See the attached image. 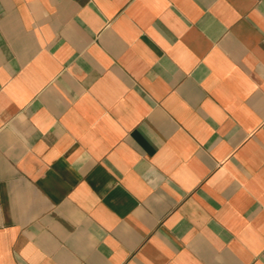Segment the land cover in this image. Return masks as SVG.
<instances>
[{
	"label": "crops",
	"instance_id": "0c3cea01",
	"mask_svg": "<svg viewBox=\"0 0 264 264\" xmlns=\"http://www.w3.org/2000/svg\"><path fill=\"white\" fill-rule=\"evenodd\" d=\"M0 264H264V0H0Z\"/></svg>",
	"mask_w": 264,
	"mask_h": 264
}]
</instances>
